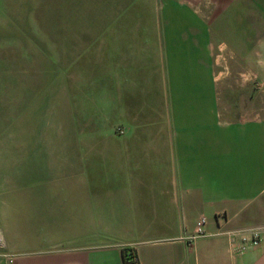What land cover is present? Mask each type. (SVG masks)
<instances>
[{"label":"crops","instance_id":"crops-1","mask_svg":"<svg viewBox=\"0 0 264 264\" xmlns=\"http://www.w3.org/2000/svg\"><path fill=\"white\" fill-rule=\"evenodd\" d=\"M239 4V24L228 20L235 31L225 23L214 35L208 30L206 41L198 38L197 51L211 64L207 45L233 50L234 36L246 44L240 55L250 38L264 60V0ZM254 71L264 87L263 65ZM99 79L102 90L91 87L79 97L81 125L100 129L102 97L111 107L103 112L105 122L121 119L128 130L122 138L98 140L88 136L92 128H81L79 137L109 143L120 157L92 166L80 159L59 171L51 160L25 166L1 150L0 238L6 246L0 264H126L125 249L136 252L138 264H264V117L222 114L212 66L199 81L189 64L171 70L174 100L158 104L145 100L147 86L134 99L130 72L113 74L110 85L109 77ZM196 82L202 88L194 89ZM159 107L164 113L151 120L152 108ZM64 186L67 194L59 191ZM201 218L205 233L193 239ZM253 229L262 232L260 244L242 250V234Z\"/></svg>","mask_w":264,"mask_h":264},{"label":"rangeland","instance_id":"rangeland-1","mask_svg":"<svg viewBox=\"0 0 264 264\" xmlns=\"http://www.w3.org/2000/svg\"><path fill=\"white\" fill-rule=\"evenodd\" d=\"M240 1L0 0V151L25 166L40 167L51 160L59 171L80 159L88 166L110 165L120 155L109 143L79 137L81 128L95 131L87 121L81 125L79 97L93 91L91 87L102 90L100 76L109 77L110 85L113 74L130 72L135 100L147 87L146 101L174 100L168 76L187 64L198 81L212 66L222 114L239 120L264 117V87L254 71L257 65L264 67L260 46L255 50L248 38V52L240 55L246 44L241 45L238 36L233 37V50L207 45L214 54L212 64L206 53L197 51L198 38L206 41L208 30L214 35L225 23L236 30ZM261 51L264 55V46ZM195 84L194 89L202 88ZM191 95L198 99L199 94ZM99 101L102 124L88 136L122 138L128 125L121 119L105 122L103 112L110 110V101ZM135 106L131 103L132 111ZM161 107L152 108L151 120L164 113ZM65 118L72 124L70 134ZM59 191L69 192L65 186Z\"/></svg>","mask_w":264,"mask_h":264},{"label":"built area","instance_id":"built-area-1","mask_svg":"<svg viewBox=\"0 0 264 264\" xmlns=\"http://www.w3.org/2000/svg\"><path fill=\"white\" fill-rule=\"evenodd\" d=\"M120 132L122 131L120 130ZM206 226H207V220L205 218H201L197 223V233L193 237V239H196L198 236L203 235L205 233ZM232 234L233 233H231V235ZM242 236H243L242 250H246L249 246L255 247L260 244L262 239V232L260 230L253 229L250 232L242 234ZM4 247H5V242L2 238H0V248H4ZM138 261H139L138 258H135L133 263L138 264Z\"/></svg>","mask_w":264,"mask_h":264},{"label":"trees","instance_id":"trees-1","mask_svg":"<svg viewBox=\"0 0 264 264\" xmlns=\"http://www.w3.org/2000/svg\"><path fill=\"white\" fill-rule=\"evenodd\" d=\"M123 258L126 264H129V263L133 264L134 259L138 258V256L133 249H125L123 250Z\"/></svg>","mask_w":264,"mask_h":264}]
</instances>
